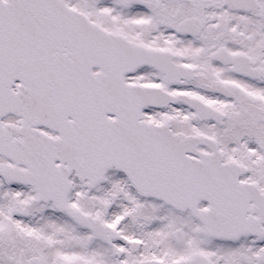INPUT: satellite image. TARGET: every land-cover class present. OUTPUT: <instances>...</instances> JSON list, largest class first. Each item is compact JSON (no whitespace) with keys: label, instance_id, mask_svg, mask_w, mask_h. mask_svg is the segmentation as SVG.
Segmentation results:
<instances>
[{"label":"snow or ice","instance_id":"6c2138e0","mask_svg":"<svg viewBox=\"0 0 264 264\" xmlns=\"http://www.w3.org/2000/svg\"><path fill=\"white\" fill-rule=\"evenodd\" d=\"M0 264H264V0H0Z\"/></svg>","mask_w":264,"mask_h":264}]
</instances>
